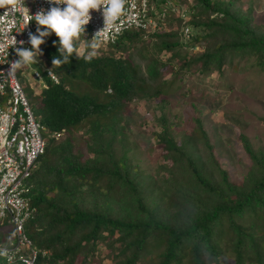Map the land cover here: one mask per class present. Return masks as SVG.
Segmentation results:
<instances>
[{
    "label": "trees",
    "instance_id": "1",
    "mask_svg": "<svg viewBox=\"0 0 264 264\" xmlns=\"http://www.w3.org/2000/svg\"><path fill=\"white\" fill-rule=\"evenodd\" d=\"M200 1L220 13L222 20L217 19L219 16L216 14L206 21L191 19L195 0L176 1L185 7V17L172 16V12H168L162 20L167 24L169 17H176L180 33L184 24L189 26V34L184 40L190 48L195 45L201 51L195 59L197 70L202 72L210 65L219 68L225 52L239 50L254 55L255 64L264 73V25L261 30H256L245 17L229 12L220 3L217 4L218 1L213 6H210V0ZM200 26L209 30L219 26L227 39L205 47L206 32L196 34L192 28ZM167 35V32L158 30L149 33L150 37H158V42L152 52L143 58L146 60L143 67L128 54L103 52L99 43L92 51L103 53L95 55L90 61L82 55L80 59L73 56L69 65L60 68L52 65L60 76V82L48 81L47 87L39 92L41 105L34 113L44 127L43 135L50 137L30 175L33 210L24 223V231L32 245L46 249L45 253H38L37 261L42 264H72L80 249L85 247L83 260L87 264H95L104 255L116 258L114 264H134L136 258L152 250L156 255L150 256L153 258L150 264H212V261L214 264H264V153L261 147L253 149L244 138L243 149L250 162L244 176L245 184L238 185L229 180L222 168L224 189L208 181L184 152L186 164L190 166H187L188 170L208 195L198 200L187 191L178 190L174 172L162 154L163 148L160 151V147L156 146L149 160L144 156V150H151L154 143L176 149L168 136L171 124L166 122L162 113L156 117L160 128L151 132L150 141L141 135L130 137L123 133L120 110L129 98L137 92L147 97L165 93L157 75L165 67L168 69L169 66L170 70L174 65L173 59L179 54L175 47L180 44L183 47L180 38L170 41L166 40ZM138 36H141L139 31H124L114 43L107 44V48L126 49L127 42ZM88 40L87 35L81 39L83 42ZM45 41L40 48L52 64L53 57L58 55V38L53 33ZM155 49L157 52L167 51L166 60H159ZM185 64L190 65L191 62L187 60ZM77 79L98 93L110 86L112 94L108 103H98L97 93L64 87L65 82ZM81 126L85 128L86 138L91 137L89 148L93 149L97 143V154L94 153L90 159L76 152L70 135V130L77 131ZM61 127L64 130L56 137L49 132ZM203 136L205 138V134ZM112 141L115 149L112 148ZM84 144L86 148L88 142L85 140ZM209 154L217 163L215 156L211 152ZM156 165L166 173L165 179H148L152 175L158 178L153 173ZM86 175L97 179L101 186L105 185L102 186L104 192L110 186H118L121 196L129 203L128 208L112 212L110 207H113L114 197L90 208L77 203L73 191ZM78 177L82 180H76ZM55 187H60L66 199L56 198ZM160 188L165 191L164 196H160ZM153 190H156L154 198L145 201L143 194ZM244 221L248 224L244 225ZM231 231L234 234L233 250L225 253L230 255L232 262L222 255L223 245L227 243L226 235ZM9 232V223L0 222V241L8 239ZM72 235L73 239L70 238ZM111 237L115 242H107ZM100 240L107 242L104 243L106 245L99 247L103 244ZM106 246L111 253H103ZM127 250L130 257L126 256ZM0 264H5L2 259Z\"/></svg>",
    "mask_w": 264,
    "mask_h": 264
},
{
    "label": "rangeland",
    "instance_id": "2",
    "mask_svg": "<svg viewBox=\"0 0 264 264\" xmlns=\"http://www.w3.org/2000/svg\"><path fill=\"white\" fill-rule=\"evenodd\" d=\"M216 1H218L217 4H221V7L227 8L229 12L245 17L256 30L263 28L264 0H210V6H213ZM203 4L200 0H195L191 19L197 18L206 21L216 14L219 16L217 19L222 20L220 13L214 12L212 7ZM175 18L169 17L166 27L162 31L168 33L165 37L166 40L171 41L177 39V37L180 38L183 47L181 44L179 47H175L179 50V54L178 58L173 59L172 63L174 65L170 70L169 66L168 69L165 67L159 70L157 75L161 78L159 82L163 84L165 93L147 97L137 92L122 106L119 118L125 135L129 134L130 137L141 135L150 141L153 136L151 132L160 128L156 117L162 113L164 119H167L166 122L171 124L168 127V136L176 149H168L169 146L166 148L164 145L162 147L154 143L151 150H144V156L149 160V156L153 154L156 146L160 147V151L163 148L162 154L165 161L167 160L169 163L168 167L174 172L175 185L178 190H185L191 197L201 200L208 195L201 190L194 175L188 170L187 166L189 165L186 164L187 160L183 153L186 152L190 162L196 165L201 174L205 175V178L218 188H223L222 168L227 172L229 180L237 182L238 185H244V176L250 168V162L243 149L244 138L250 147L253 149L261 147L264 153V73L255 64L254 55H250L249 52L242 53L239 50L225 52L219 68L210 65L204 71H198L195 59L201 51L195 45L190 48V45L185 42V38H181L178 29L179 22ZM192 28L196 34L206 32L208 38L204 42L205 47L215 41L223 42L227 39V36L222 32L223 28L219 26L210 30L206 26H200L198 29L197 27ZM157 42L158 37L156 36H138L127 42L126 49L116 50L113 46L107 48V45L105 46L106 50L100 46L99 48H103V52L114 55L122 54L125 56L128 54L143 67L146 61L143 58L152 52V48L155 47ZM89 48V43H86L85 49ZM80 50L79 47L78 51L80 52ZM155 52L159 53V60H166L167 51L163 49L157 52L155 49ZM187 60L191 62L190 65L185 64ZM34 67H36L35 64L20 68L17 70V77L22 84L32 110L36 112L41 105L39 104V93H37L41 86L39 79L31 77V71ZM78 83L80 90L86 89L84 83ZM202 133L205 134L207 142ZM70 135L75 144L76 152H79L81 156L86 155L90 159L94 156V153L97 154V143L95 142L93 149L89 148L91 137L86 138L84 127H79L77 131L70 130ZM85 140L88 142L86 148ZM112 148L115 149L114 142ZM210 152L215 156L217 163L211 159ZM98 162L97 160V164ZM152 163L153 160L151 159L150 164ZM156 166L153 173L158 178L152 175L148 176V179H165L166 173L164 174L162 169L158 165ZM86 176L83 182L79 184L80 186L75 187V191H73L77 203L90 208L91 206L95 207L96 203L102 200L107 201L114 197V201L111 203L113 207H110L112 212H119V210H124L125 207L128 208L129 203L121 196V190L118 186H110L104 192L102 186L105 185L102 184L101 186L97 179L91 178L89 175ZM76 180L82 179L78 177ZM53 191L57 199H66L60 187H55ZM153 191H146L143 194L145 201L154 198L156 190ZM48 192L52 193V191ZM158 192L161 194L160 196H164L165 191H163V188H160ZM63 204H66V202L63 201ZM246 224H248V221H244V225ZM233 237V231L226 235L228 244L223 245L222 251L223 257L226 256L230 262L233 259H229L230 255H226L225 251L229 250L231 252L233 250L231 249ZM70 238L73 239L74 235ZM110 241L115 242L112 237L107 240V242ZM100 242L103 244H100L99 247L107 243L104 240H100ZM241 246L242 244H240V248ZM85 249L86 247L80 249L72 264H87L83 260ZM40 250L46 252L44 248H40ZM106 251L111 253L107 246L104 247L103 253ZM155 255L156 253L153 250L148 251L136 258L134 264H150L153 260L150 256ZM126 256L130 257L128 250ZM247 259H245L246 263ZM115 261L116 258L113 256L104 255L95 264H114ZM212 264H214L213 261Z\"/></svg>",
    "mask_w": 264,
    "mask_h": 264
},
{
    "label": "built area",
    "instance_id": "3",
    "mask_svg": "<svg viewBox=\"0 0 264 264\" xmlns=\"http://www.w3.org/2000/svg\"><path fill=\"white\" fill-rule=\"evenodd\" d=\"M23 6L27 9L7 11L0 8V220L11 223L13 239L10 248L0 246V255L8 262L16 259L23 264H39L35 262L38 251L24 231V223L33 210L31 186L25 179L35 166L37 155L43 151L45 140L15 72L9 71L11 63L18 59L15 48H28V33H36L38 25L34 16L54 5L48 0H24ZM168 12H172V16L185 17V7L174 0H126L114 27L103 29L100 11L91 12L92 19L87 26L97 39L113 41L126 29L144 33L162 31L166 27L162 20ZM189 31V26L184 24L182 34L187 36ZM13 37L17 41L15 47L12 46ZM19 41L24 44L21 46Z\"/></svg>",
    "mask_w": 264,
    "mask_h": 264
},
{
    "label": "clouds",
    "instance_id": "4",
    "mask_svg": "<svg viewBox=\"0 0 264 264\" xmlns=\"http://www.w3.org/2000/svg\"><path fill=\"white\" fill-rule=\"evenodd\" d=\"M48 2L50 5H54V6H51L46 12L42 9L34 16V20L38 25L36 28V33L35 34L31 32L28 33V43H29L28 48H23V47L15 48L18 59L15 62L11 63L10 65L9 72L10 73L15 72V77L25 97L26 94L24 92L20 80L17 77V70H19L20 68L35 64L36 67L32 69L31 77L40 80L41 89L46 88L48 85V81H50L51 83L60 82V78H59L60 76L52 68V65L53 67L60 68L61 66L69 65L71 63V59L73 58V56H75L76 59H80L82 55H85L83 56V58L86 61H90L95 55L103 53L102 51L99 52L92 51V48L95 47L97 43H99L103 48H106L105 46L107 44L114 43L124 31L135 30V29L123 30L120 34L117 35V37L113 41L106 42V41H101L97 39L94 35H92L90 28L87 26V24L92 19L91 12L100 11L103 16V23H104L103 29L114 27L115 22L119 19V17L124 11V5L126 0H48ZM23 5H24V0H0V8H4L7 11H15L16 9H25L26 7H24ZM60 5H64V7L61 8ZM135 31H139L141 37L148 36L149 33H151V32L144 33L142 30H135ZM53 33L58 38L59 46L57 48L58 55L53 57L51 64L44 57L43 51L40 48V46L46 42L45 38L52 35ZM84 35H87L89 37V40L87 42L81 41ZM180 35L185 39L188 36V35L187 36L183 35L182 32L180 33ZM55 43L57 42H54V44ZM86 43H89L90 46L89 49H85ZM16 44L17 41L13 37L12 46L15 47ZM19 44L22 46L24 44V41H19ZM30 45H31V49H30ZM79 47L81 48L80 52L78 51ZM74 81L71 80L70 81L71 83L65 82L64 87L67 88L68 86H70L79 92L89 91L90 93H97L99 95L98 103H101L103 105H106L109 99L111 98L112 89L110 86H106L102 92L98 93L94 89L89 87L86 83H84L86 89L80 90L78 88L79 86L78 82L81 81H79L78 79ZM40 90L37 93H39ZM26 100L28 102L29 108L33 113L34 118L39 123V125H41L40 134L44 137L46 144V141L48 139L47 137L44 136L45 134L43 135L42 131L44 127L36 118L35 113L32 110L31 104L27 99V97ZM63 130L64 127H61L59 130L53 129L50 130L49 132L51 133L52 136L56 137L59 134H61ZM45 144L42 152H44L45 150ZM41 153L37 155L35 159V166L31 169V172L34 168H36L37 158ZM31 172L29 176L26 177L25 181L28 184H30L32 190L33 185L30 181ZM30 204H31V192H30ZM0 222H7L10 225V232H9L10 237L8 239L0 241V246H3L5 248H10L11 244H13L10 243L13 240L11 236V230H12L11 223L8 222L6 219H1ZM33 248H35L38 251V253L39 252H41L42 254L45 253L35 246H33ZM38 253L35 262L42 264V262L37 261ZM0 259H2L5 264H23L21 262H18V260L16 259L8 262L3 255H0ZM56 264H62V263L57 262Z\"/></svg>",
    "mask_w": 264,
    "mask_h": 264
}]
</instances>
